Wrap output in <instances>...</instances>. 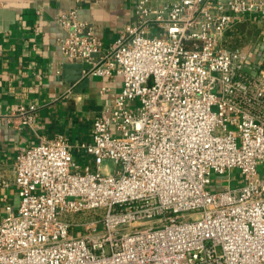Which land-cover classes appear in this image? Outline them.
Here are the masks:
<instances>
[{
  "label": "built area",
  "instance_id": "obj_1",
  "mask_svg": "<svg viewBox=\"0 0 264 264\" xmlns=\"http://www.w3.org/2000/svg\"><path fill=\"white\" fill-rule=\"evenodd\" d=\"M244 21L261 24L256 45L225 46ZM56 22L62 55L121 88L89 142L15 155L0 264H264V0H135L105 47L76 10ZM36 111L0 117L35 131Z\"/></svg>",
  "mask_w": 264,
  "mask_h": 264
},
{
  "label": "crops",
  "instance_id": "obj_2",
  "mask_svg": "<svg viewBox=\"0 0 264 264\" xmlns=\"http://www.w3.org/2000/svg\"><path fill=\"white\" fill-rule=\"evenodd\" d=\"M135 0H0V116L19 105H35L36 130L15 129L0 117V217L16 206L12 165L17 153L57 136L72 146L89 142L96 114L111 106L120 78L84 77L88 63L66 59L59 42L66 32L56 19L70 9L90 23L105 47L133 15ZM87 70V69H85ZM102 88L108 91L101 93ZM82 155L73 149V155Z\"/></svg>",
  "mask_w": 264,
  "mask_h": 264
},
{
  "label": "rangeland",
  "instance_id": "obj_3",
  "mask_svg": "<svg viewBox=\"0 0 264 264\" xmlns=\"http://www.w3.org/2000/svg\"><path fill=\"white\" fill-rule=\"evenodd\" d=\"M261 34V24L258 22H251V21H244L236 23L231 31H228L224 38V45L228 48H241V47H248V46H254L256 45L257 41L259 40ZM74 160L81 164V166H84L86 164L91 163V157L86 155H76L74 154ZM104 167L113 172L114 171V165L111 161L106 160L104 162ZM233 178L231 180L232 185H236L237 182L241 184V180L239 179V172L233 171L232 173ZM223 184L227 185L228 182L224 178ZM214 186V185H213ZM3 212V210H2ZM85 217H78L77 220H75L78 223L83 224L84 221L86 222L88 219H84ZM129 226H124L122 228L123 231L129 230ZM77 230V229H76ZM84 230L81 229L78 233H82ZM84 233V232H83Z\"/></svg>",
  "mask_w": 264,
  "mask_h": 264
},
{
  "label": "water",
  "instance_id": "obj_4",
  "mask_svg": "<svg viewBox=\"0 0 264 264\" xmlns=\"http://www.w3.org/2000/svg\"><path fill=\"white\" fill-rule=\"evenodd\" d=\"M85 69H90V65H84V66H82L80 68L79 75L76 77L75 81L81 79V77H82V71L85 70Z\"/></svg>",
  "mask_w": 264,
  "mask_h": 264
}]
</instances>
